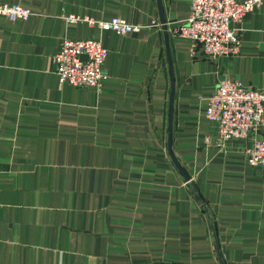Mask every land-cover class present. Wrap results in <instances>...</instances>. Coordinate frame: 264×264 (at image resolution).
<instances>
[{
	"label": "crops",
	"instance_id": "1",
	"mask_svg": "<svg viewBox=\"0 0 264 264\" xmlns=\"http://www.w3.org/2000/svg\"><path fill=\"white\" fill-rule=\"evenodd\" d=\"M1 1L32 14L0 15V264H264L252 136L223 141L204 113L224 75L264 87V2L237 55L192 56L168 28L192 0ZM64 37L108 48L100 89L58 82Z\"/></svg>",
	"mask_w": 264,
	"mask_h": 264
},
{
	"label": "built area",
	"instance_id": "2",
	"mask_svg": "<svg viewBox=\"0 0 264 264\" xmlns=\"http://www.w3.org/2000/svg\"><path fill=\"white\" fill-rule=\"evenodd\" d=\"M264 0H192L188 18L172 22L174 35L191 40L192 56H232L241 50L239 28L235 26L245 14ZM31 10L18 2L0 0V15L9 19H26ZM68 20H87L102 29H112L127 34L141 28L121 16L108 19L67 16ZM166 26V23H163ZM167 27V26H166ZM165 27V28H166ZM109 50L95 38L74 39L64 37L59 49L53 54L54 72L60 83L77 86H95L100 89ZM205 115L218 128L219 138L252 136L247 148V163L264 169V137L259 136L264 125V87L245 83L242 79L222 76L213 92L206 98Z\"/></svg>",
	"mask_w": 264,
	"mask_h": 264
},
{
	"label": "water",
	"instance_id": "3",
	"mask_svg": "<svg viewBox=\"0 0 264 264\" xmlns=\"http://www.w3.org/2000/svg\"><path fill=\"white\" fill-rule=\"evenodd\" d=\"M165 26V25H164ZM166 27V26H165ZM172 99V97H171ZM172 129V116H170V126H169V130L171 131ZM169 142H171V132H170V138H169Z\"/></svg>",
	"mask_w": 264,
	"mask_h": 264
}]
</instances>
